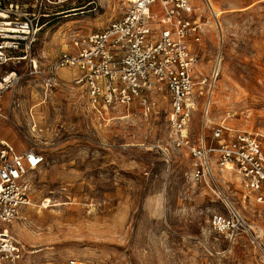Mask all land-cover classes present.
Segmentation results:
<instances>
[{
  "label": "rangeland",
  "instance_id": "obj_1",
  "mask_svg": "<svg viewBox=\"0 0 264 264\" xmlns=\"http://www.w3.org/2000/svg\"><path fill=\"white\" fill-rule=\"evenodd\" d=\"M211 1L221 27L205 0L194 2L205 30L193 48L198 72L209 74L221 60L220 75L211 120L199 105L192 130L210 134L230 113L234 129L264 134V0ZM51 2L31 50L45 64L67 48L70 33L104 28L128 7L127 0ZM13 70L22 80L3 95L0 131L45 159L29 173L30 203L10 226L25 245L21 264H264V205L244 197L233 170L193 180L188 151L170 138L161 94V107L147 117L135 108L102 119L80 87L66 81L42 102L41 80L27 61L7 62L0 77ZM46 199L62 205L41 206ZM234 212L245 222L241 230L218 233L212 216Z\"/></svg>",
  "mask_w": 264,
  "mask_h": 264
},
{
  "label": "built area",
  "instance_id": "obj_2",
  "mask_svg": "<svg viewBox=\"0 0 264 264\" xmlns=\"http://www.w3.org/2000/svg\"><path fill=\"white\" fill-rule=\"evenodd\" d=\"M120 19L106 27L74 31L68 46L48 64L31 55L32 47L44 26L43 18L51 0H37L38 9L28 11L19 1L0 0V67L17 59L26 60L28 73L38 76L42 102L52 97L68 81L80 87L88 104L100 118L120 110L135 108L146 117L157 112L162 102L170 138L174 146L187 150L191 176L196 182L214 178L215 171H235L244 188V197L264 205V134L234 129L231 114L197 134L192 122L199 105L204 117L213 107V94L220 75L221 60L209 74L198 72V56L193 45L202 42L204 23L192 0H127ZM216 27H221L220 12L205 0ZM24 53L23 55H16ZM70 73L69 80L62 76ZM22 80L16 70L0 77V116L5 91ZM43 153L34 148L19 151L0 138V264H21L25 245L10 226L21 207L30 203L29 173L44 164ZM87 204V214L94 210ZM244 221L234 212L230 217L212 216L218 233L235 234ZM70 264H79L71 260Z\"/></svg>",
  "mask_w": 264,
  "mask_h": 264
},
{
  "label": "bare ground",
  "instance_id": "obj_3",
  "mask_svg": "<svg viewBox=\"0 0 264 264\" xmlns=\"http://www.w3.org/2000/svg\"><path fill=\"white\" fill-rule=\"evenodd\" d=\"M64 1H66V0H60V2H64ZM193 2H195L196 4H200V0H192ZM212 2V1H211ZM212 5H213V3H212ZM214 6V5H213ZM63 74H67V75H69V73H68V71L66 70V69H63ZM206 120L207 121H210L211 120V117L210 116H208L207 118H206ZM231 172V171H230ZM237 176V175H236ZM238 177V176H237ZM62 204L61 203H53V204H51V200H49V199H46L45 201H44V203L41 205V206H43V207H57V206H61ZM37 251H39V250H36V251H33V252H37Z\"/></svg>",
  "mask_w": 264,
  "mask_h": 264
},
{
  "label": "crops",
  "instance_id": "obj_4",
  "mask_svg": "<svg viewBox=\"0 0 264 264\" xmlns=\"http://www.w3.org/2000/svg\"><path fill=\"white\" fill-rule=\"evenodd\" d=\"M7 136H8V134L2 133V132L0 131V138H3V139L8 140L11 144H13V145L17 148V146L15 145V143H12V142L7 138ZM17 150H19V149L17 148ZM19 151H21V150H19Z\"/></svg>",
  "mask_w": 264,
  "mask_h": 264
}]
</instances>
